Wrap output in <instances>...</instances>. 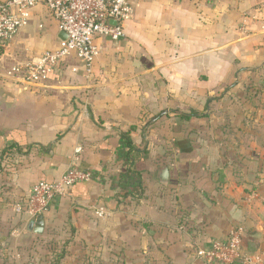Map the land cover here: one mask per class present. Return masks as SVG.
<instances>
[{
    "label": "crops",
    "instance_id": "crops-1",
    "mask_svg": "<svg viewBox=\"0 0 264 264\" xmlns=\"http://www.w3.org/2000/svg\"><path fill=\"white\" fill-rule=\"evenodd\" d=\"M125 31L119 41L98 40L92 74L69 58L36 87L5 74L58 50V21L37 6L8 43L0 154L20 148L0 161V244L19 242L15 256L31 253L30 264H41L46 241L67 242L62 264H96L106 251L130 253V264H204L195 250L239 225L244 252L264 259V104L244 103L249 93L264 102V89L254 88L264 84V0H133ZM192 110L201 115H177ZM131 126L132 165L121 136ZM77 148L78 167L94 177L52 200L42 233L29 231L15 202L57 179Z\"/></svg>",
    "mask_w": 264,
    "mask_h": 264
},
{
    "label": "built area",
    "instance_id": "built-area-1",
    "mask_svg": "<svg viewBox=\"0 0 264 264\" xmlns=\"http://www.w3.org/2000/svg\"><path fill=\"white\" fill-rule=\"evenodd\" d=\"M37 6L46 7L67 38L61 41L58 50L43 52L36 58L11 66L5 76L17 86L43 84L69 58L80 60L87 75L92 74L101 52L98 40L119 41L124 38L125 23L133 14V0H0V64L8 43L30 23ZM72 70L77 72L78 68ZM80 151V148L76 149L73 162L57 179L34 184L25 199L15 202L14 211L26 214L32 220L47 212L56 196L64 195L78 182L91 180L93 172L77 165ZM105 213L104 208L97 210L98 216ZM195 255L204 264H235L237 261L264 264L262 257L244 252L239 225L232 227L226 239H216L207 247H198Z\"/></svg>",
    "mask_w": 264,
    "mask_h": 264
},
{
    "label": "rangeland",
    "instance_id": "rangeland-1",
    "mask_svg": "<svg viewBox=\"0 0 264 264\" xmlns=\"http://www.w3.org/2000/svg\"><path fill=\"white\" fill-rule=\"evenodd\" d=\"M249 84L250 85L247 86L246 84L243 83V87H246L249 89L250 86L254 85V82H249ZM254 88L257 90L264 89V84L260 83V82H256V84L254 85ZM256 102L264 104V102H262L253 93H251V94L249 93L248 96L246 97V100L244 101L245 104L247 103V106L248 105H255ZM219 105H220V102H216V104L212 107V109H214V111H216V115H218V112H219ZM201 117H205V113L204 114L202 113ZM250 117H251V115L249 116V118ZM262 133L264 134V127L262 129ZM42 244L43 245L41 246V248H42V250H45V252H37L39 255L38 259H39V261L41 260L40 261L41 264H54L57 261L61 262L60 264H62V259L64 260V258H65V260H66V254L69 253V252L65 251V247H66V245H68L67 242L56 244V242H53V241L52 242L46 241ZM13 246L17 249V252H19L22 248V246L19 244V242L14 245L12 240H11V242L8 240H5L4 243L2 242L0 244V264H7V263H9V264H20V261H22L21 264H30V263L34 262L35 257L30 256L31 253H29V255H27V252H26L23 255L24 258L15 256L16 254H15V251L13 250ZM30 246H31V248L33 247L32 244ZM10 247L12 248L11 251H13V252L10 251ZM60 248H62V249H60ZM46 250H48V252ZM10 253H12V254L8 257V255ZM102 253H104V252H102ZM248 253L249 252H246V254H248ZM75 254H76V256L79 255L78 252H75ZM81 254H82V252H81ZM128 254H129V256H127ZM42 256H44V258H42ZM10 257H11V259H10ZM93 258L96 260V264H130V253H126V252H124V253L118 252L117 255L114 254V256L112 257V256H110V252L106 251L105 255L102 254L100 257L96 256ZM10 260H13V262Z\"/></svg>",
    "mask_w": 264,
    "mask_h": 264
},
{
    "label": "trees",
    "instance_id": "trees-1",
    "mask_svg": "<svg viewBox=\"0 0 264 264\" xmlns=\"http://www.w3.org/2000/svg\"><path fill=\"white\" fill-rule=\"evenodd\" d=\"M163 115V112H160L158 114H156L152 119H150L148 121V124L151 123L152 121L154 120H157L159 119L161 116ZM177 115L182 118L183 120H191L192 117H197V116H200L201 114L199 112H196V111H191L189 113H183V112H178ZM136 127L135 126H131L129 128V130L127 131H123L121 133V136L124 140V143L126 145V148H127V159H128V162L130 161V165L133 164L132 162V158H131V154L135 151H137V148H136V145L131 137V132L132 130H134ZM18 145L17 144H11V145H7L4 147V149L1 151V154H0V161H2L4 159V156L9 152L11 151L14 147H17ZM20 148V146H18ZM1 163V162H0ZM54 264H60L59 261L55 262ZM235 264H243L242 261H237Z\"/></svg>",
    "mask_w": 264,
    "mask_h": 264
},
{
    "label": "water",
    "instance_id": "water-1",
    "mask_svg": "<svg viewBox=\"0 0 264 264\" xmlns=\"http://www.w3.org/2000/svg\"><path fill=\"white\" fill-rule=\"evenodd\" d=\"M115 23L114 21H112ZM61 40H65L67 38V34L63 31L60 32L59 35ZM170 171L168 166H162L159 168V179L161 183L166 184L169 181ZM29 231H33L36 233H42L44 230V215L40 214L36 218H33L28 226Z\"/></svg>",
    "mask_w": 264,
    "mask_h": 264
}]
</instances>
